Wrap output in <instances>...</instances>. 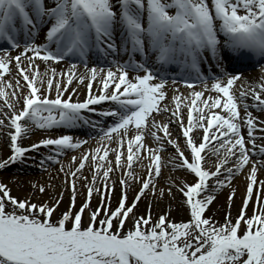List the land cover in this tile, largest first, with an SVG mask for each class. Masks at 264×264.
<instances>
[{
	"label": "snow or ice",
	"instance_id": "obj_1",
	"mask_svg": "<svg viewBox=\"0 0 264 264\" xmlns=\"http://www.w3.org/2000/svg\"><path fill=\"white\" fill-rule=\"evenodd\" d=\"M41 32L43 42L36 43ZM0 40L6 41L9 48H19L21 42L24 45L15 57L8 51L0 55V77L9 71L13 59L19 66L23 57L31 66L33 60L28 53L43 61L58 62L66 56L79 57L85 65L87 57L91 55L121 65L118 76L111 67L108 68L106 78L99 82L102 85L100 94H92L90 81L87 98L82 101H73L71 93L64 97V89L59 84L57 94L50 98L48 92L53 86V79L47 80V90L41 92L43 75L38 71L32 74L28 69L19 67L29 92L27 95L21 94L22 110L9 117L10 125L14 127L10 134L11 155L0 159V169L18 162L23 164L29 159L35 160L36 157L27 156V153L38 152L41 147H51L52 155L39 153L43 168L46 162H58L61 154L86 143L85 140L75 139L69 131L55 138H41L24 147L18 141L31 131L29 122L40 129L62 127L72 130L81 125L95 128L105 118H111L112 123L99 130L109 144L116 135L120 145L125 143L130 126L135 128V134L127 140V156L123 162V152L107 145L83 153L75 168L65 175V180L71 190L72 206L78 192L77 180H84L88 184L86 200L78 211L64 212L57 222L50 219L55 205L37 204L30 197L18 200L9 195L10 190L4 183H0V264H264V208L246 219L242 235H238V229L243 216L235 224L226 220L225 224L217 226L203 215L215 199V192L223 188L234 174L233 168L222 166L235 157L234 169L242 170L250 161V151L264 155V147L255 144V117L247 111L242 119L249 127L252 146L251 149L246 146L237 122L241 118L238 101L231 91L240 78V72L228 74L229 67L252 59L249 52L243 49L264 56V0H0ZM221 47L232 53L227 62L221 55ZM205 52L212 58L219 74L227 77L226 83H222L219 76L213 75L215 82L212 87L225 99L222 101L221 96L210 97V107H222L227 114L221 115L218 111L211 113L207 127L200 123L205 120L203 109L199 110L194 123L190 108L187 127L183 126V118L180 117L182 133L187 140L185 147L190 150V156H186L184 151L178 152L182 161L180 167L190 170L198 178L180 188L190 208L191 219L186 223L173 222L169 225L165 222V216L161 215L149 231L144 229V225L148 224L150 215L147 218L133 216L134 228L122 233L125 220L133 213L137 202L146 193L157 192L156 178H163L159 155L163 144L155 150L148 149L146 177H137L133 170V165L141 162L143 129L148 125V117L153 111L161 110L160 102L165 98L163 89L167 80L153 82L156 66H181L187 74L184 82L191 86L197 79H205L201 69V62L208 60ZM137 54L139 60L135 59ZM124 55L128 56L127 60L116 59ZM90 71L91 80H95L97 68L93 66ZM130 71H143L144 74L136 75L133 79L129 78ZM193 72L197 74L195 78H192ZM84 79V76L79 77L80 82ZM71 81L70 73L68 82ZM109 82L114 84L115 89L110 93L105 91L109 88ZM121 85H124L122 92L119 91ZM10 86L0 80V96L7 98L5 87ZM256 87L259 91L250 87L248 92H240L242 98H246L250 92L255 101L254 105L245 104L246 109L253 106L264 108V82ZM75 91L72 90L73 93ZM12 95L16 96L17 93L13 91ZM192 95L195 98L192 104L195 105L203 92H193ZM173 99L177 101L176 109H179L181 98L175 96ZM106 101L113 102V105L103 107L102 102ZM203 103L209 106L207 101ZM8 107L14 106L9 103ZM85 112L101 119L93 120ZM173 114L179 116L178 111ZM152 124L156 128H163L164 136L157 137L158 140L170 137L167 123L160 125L153 120ZM3 125L4 120L0 119V126ZM214 125L216 129L210 134L209 129ZM195 127L204 129L203 142L199 144L190 135ZM212 141L219 144V149L213 148L214 152L224 151V157L217 163L215 171H209L201 164L204 160L202 150ZM168 143L179 150L175 139H169ZM257 148L258 152L254 151ZM109 152L115 153L116 168L127 169L119 178L121 198L114 210L109 209L111 193L115 188ZM72 160L76 161L77 157L73 156ZM261 163L264 164V161ZM86 164L92 171L91 180L82 174ZM223 171H227L228 175L220 179ZM256 171L254 162L247 184L248 199H251L257 183ZM212 177L216 179L210 189L208 181ZM137 179L139 191L128 204L126 189L130 186L129 180ZM98 180H102L104 191L96 187ZM38 190L44 192V186L40 185ZM93 193L101 195L97 210L90 208ZM159 194L164 195V190L160 189ZM234 195L235 189L229 199ZM248 199L244 201L245 205ZM101 207L106 211L103 218L98 219ZM85 209L89 210V223L87 227H82ZM113 218L116 220L115 228ZM66 222L71 226L66 227Z\"/></svg>",
	"mask_w": 264,
	"mask_h": 264
},
{
	"label": "bare ground",
	"instance_id": "obj_2",
	"mask_svg": "<svg viewBox=\"0 0 264 264\" xmlns=\"http://www.w3.org/2000/svg\"><path fill=\"white\" fill-rule=\"evenodd\" d=\"M43 32L40 34V38L36 41L43 42ZM22 51V50H20ZM20 51L15 53L18 54ZM11 54V51H8ZM4 52H0V55H3ZM12 56V55H11ZM30 56V55H29ZM33 60V64L30 66L28 61L24 58L22 59V64L17 66L15 61L9 65V71L4 73L0 80H2L6 85H11L10 87H5V92L8 93L7 98L0 96V119L4 120V125L0 126V159H4L7 156L11 155V143H10V134L14 131V127L10 125L9 117H11L15 112L22 110L24 107L22 103V95H27L29 89L26 86V81L22 79V75L19 72V67H24L28 69L32 74H36L37 71L39 74L43 75L44 85L41 88V92L47 90V80L49 78L53 79V86L51 91L48 92V95L54 97L57 94V85L59 84L63 91L64 97H67L70 93L72 94L73 101L84 98L88 95V84L91 81L92 84V94H98L101 92L102 85L99 83L100 80L106 78L108 68H112L113 72L119 75V66H114L109 62H106L105 65H110L108 67H98L95 66L98 70V75L95 80H91V68L92 65L88 64L84 65H75L64 62H52V61H43L36 59L33 56H30ZM122 57V56H119ZM117 57V58H119ZM116 58V59H117ZM100 60V59H99ZM93 62H98L95 57L92 59ZM53 70H55V74L53 75ZM72 74L71 83L68 82V75ZM229 75L230 74L228 72ZM220 80L222 83H226L227 77L220 75ZM84 76L85 79L83 82L79 81V77ZM214 80V79H213ZM211 81L206 84L205 89L208 92V96H203L199 100L196 101V104H192V100L194 99L192 93L197 92L196 87H182L174 83H167L164 86L165 98L160 102V111H166L171 113L173 117H169V120L174 125L168 126L170 137L165 138L163 140H158L156 137H163L162 133L156 131V127L153 128L154 135H150V128L145 127L143 132L152 136V142L144 141V148L141 149V162L139 164L133 165V170L137 174V177H146L148 174V165L149 160L148 157V149H157L163 144V148L165 150L159 151V155L161 156V172L163 174V178H156V188L157 192L152 193L148 192L143 196L138 202L136 207L133 209V213H130L128 218L125 220L123 229L121 232H126L130 229L134 228L133 216L135 217H145L147 218L149 215L151 219L149 220L147 225H144L145 230L151 229V226L154 225L158 218L161 215L165 216L166 224L170 223H186L191 219L190 208L186 205V198L183 196V193L180 191V188H183L185 184L193 183L198 178L190 171L186 170L180 165L182 161L179 159L178 152L176 148L172 147L173 145L168 143L169 139H175L179 144V148L181 146H186L185 137L179 134L180 131L176 128L178 123V118L173 113L179 112V115L188 114L190 108L192 109L193 122L195 123L198 118V113L200 109H203L205 114V119H209L210 110L221 111L223 115H226V110L222 107L213 108L210 107L212 104V99H209L212 96H221L222 101L223 94L219 93L212 87V84L215 81ZM239 82L235 86L233 85L231 91L235 95L238 106L240 107V100L242 103L244 102L248 105H254L255 101L253 100L251 93L246 98H242L240 96L241 91L248 92L250 87H255L257 91L259 88L256 87L260 83L264 82V75L259 71H246L240 75V78L237 80ZM236 82V83H237ZM112 82H109V88L105 91L109 93L112 91ZM40 86L39 84L37 85ZM243 86V87H242ZM75 89V93L72 90ZM15 91L17 93L16 96H13L12 93ZM179 96L181 98L180 103L181 107L176 109V103L173 97ZM264 96V93H262ZM215 98V97H214ZM240 99V100H239ZM203 101H207L208 105L206 108H209L207 111L206 108H203ZM244 101V102H243ZM13 104V108H9L8 104ZM108 102H106V105ZM238 109L240 110V108ZM250 110L245 108L240 110L241 118H238L237 122L241 126V134L245 138L246 146L251 149L252 141L249 139V127L247 126L244 119L245 112H251L253 117H255L256 127L253 129L254 135L256 136L255 144L260 147H264V108H256L255 106L249 107ZM153 111L152 113H154ZM45 115L47 113H44ZM153 116V115H152ZM151 114L148 117V125L152 127V119ZM97 120L101 118L98 116H94ZM167 120V119H166ZM156 122V121H155ZM184 122V121H183ZM201 121L200 123H202ZM112 123L111 118H106L103 120L101 124H98L95 129H91V133H96L99 131L101 127L106 128L108 125ZM185 123L188 125V121L185 119ZM29 126L31 131L27 134H24L22 140L18 141L22 146L28 147L32 143H36L39 139L51 136L55 138L60 134H64L65 132H61L63 130H67L66 128H56L60 133H53L51 130L47 134L42 131L39 132V128L34 124L29 122ZM258 126V127H257ZM80 127H76L71 131H78ZM99 128V129H97ZM256 128H258L256 132ZM213 129H216L214 125ZM152 131V130H151ZM99 133V134H98ZM213 131L210 132V134ZM75 139H79L77 134H73ZM99 135L98 138L93 140L92 143L86 142L82 144L79 148L68 150L59 156V161L46 162L45 166L41 168L40 160L41 156L39 153H43L44 156L52 155V149L49 147H41L38 152L30 151L27 153V156L36 157L35 160H26L25 163H14L6 168L0 169V183H4L7 188L10 190L9 195L16 197L18 200H23L25 198L30 197L32 202L37 204L46 203L49 206H54L53 214L50 219L53 222H57L62 214L66 211L71 210L73 213L79 210L80 206L85 202L87 197V187L88 184L84 180H77V196L75 205H71V190L69 186L66 184L65 175L73 170L79 162V158L83 155L84 152L95 149L97 146L107 145L112 149H117L118 151L123 152L122 162L124 158L127 156V140L130 139L135 134V128L130 126L128 134L125 136V143L123 145L119 144L118 140H115L116 135L113 136V141L111 144L107 140L103 139V133L97 132ZM120 135H125L124 133ZM191 135L193 136L195 142L197 144L203 142L204 131L201 132V128L195 127L192 129ZM219 135V133L217 134ZM81 140V139H80ZM260 144V145H259ZM219 149V144L216 141H212L211 144H206V148L202 150V156H204V160L201 161L202 167L209 171H215L217 163L224 157V151L220 150L218 152H214L213 148ZM162 148V149H163ZM254 151L258 152V148ZM35 154V155H34ZM102 154V153H101ZM238 155V153H237ZM77 157L76 161L72 160V157ZM187 156H190V152ZM250 161L242 170H235L234 165L236 164V159L233 157L229 160L227 165L222 166L223 168H233V175L230 181L226 182V185L223 188H220L217 192H215V199L209 204V206L205 209L204 217L210 218L211 221H214L217 226L225 224L226 220H230L231 223L235 224L238 218L243 216L241 219V225L238 229V235H242L245 231L246 219L248 217L253 216L254 214H258L261 208H264V164L261 161H264V155L253 154L252 151L249 152ZM115 153L109 152L108 159L113 162V173L111 174L112 181L115 182V188L111 193V200L109 202V209L114 210L118 206V202L121 198L122 185L119 183V178L122 175L123 171L127 169L116 168L115 166ZM255 162L257 171H256V180L257 183L254 185L253 194L251 199L247 197V184L250 182V171L253 167V163ZM61 167H63V171H61ZM82 174L88 177L91 180L92 171L89 166L86 164L85 168L82 170ZM79 175V173L77 174ZM228 175L227 171H223L220 179H225ZM68 179H71V176H68ZM214 177L209 178L208 187L211 189L215 183ZM44 186V192H40L38 190L39 186ZM129 187L126 189L127 191V201L126 203L131 204V202L135 199L136 193L139 191L140 183L139 179L133 181L129 180ZM96 187L101 191H104L102 180H98L96 182ZM164 190V195L159 194V190ZM169 189L171 191L169 192ZM235 189V195L229 199L232 190ZM61 193L63 194V198L61 199ZM2 194V192H0ZM248 199L247 205H245L244 201ZM59 201L57 204L56 202ZM101 202V195L99 193H93L92 198L90 200V208L92 210H97L98 206ZM8 206L6 205V210ZM106 209L100 208L101 215L98 219L103 218L104 212ZM43 218V217H41ZM89 223V210L85 209L84 213H82V227H87ZM71 224L66 222V227H70ZM113 226H116V220L113 218ZM160 230L159 228L157 229ZM170 231V227L168 229Z\"/></svg>",
	"mask_w": 264,
	"mask_h": 264
},
{
	"label": "rangeland",
	"instance_id": "obj_3",
	"mask_svg": "<svg viewBox=\"0 0 264 264\" xmlns=\"http://www.w3.org/2000/svg\"><path fill=\"white\" fill-rule=\"evenodd\" d=\"M257 123V122H256ZM35 155V154H34Z\"/></svg>",
	"mask_w": 264,
	"mask_h": 264
}]
</instances>
